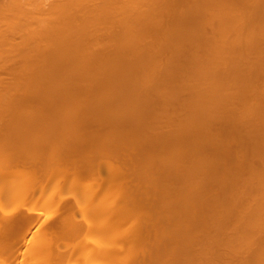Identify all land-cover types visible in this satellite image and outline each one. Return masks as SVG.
<instances>
[{
    "label": "bare ground",
    "instance_id": "1",
    "mask_svg": "<svg viewBox=\"0 0 264 264\" xmlns=\"http://www.w3.org/2000/svg\"><path fill=\"white\" fill-rule=\"evenodd\" d=\"M1 72V121L39 127L8 136L73 141L0 149V264H264V0H0ZM221 123L248 154L208 143Z\"/></svg>",
    "mask_w": 264,
    "mask_h": 264
},
{
    "label": "rangeland",
    "instance_id": "2",
    "mask_svg": "<svg viewBox=\"0 0 264 264\" xmlns=\"http://www.w3.org/2000/svg\"><path fill=\"white\" fill-rule=\"evenodd\" d=\"M46 1L49 2V1H51V0H46ZM166 55H167V54H166ZM166 55H165V56H166ZM168 56H169V54H168ZM165 58H166V57H165ZM4 74H5V72H1V73H0V76H3ZM9 79H10V78H9ZM9 79H7V80H8V81H11V80H9ZM4 80H5V79H4ZM14 82H15V81H14ZM14 82H13V84H14ZM16 82H17V83H16L17 86H16V87H12L13 90H14L15 88H17L18 85L20 84V83L18 84L19 81H16ZM32 83H34V82H32ZM4 84H5V83H4ZM6 84H8V83H6ZM6 84H5V86H6ZM13 84H11V82H10V85H13ZM30 84H31V83H30ZM2 85H3V84H1L0 87H1ZM19 86H24V85H19ZM29 86H30V85H29ZM9 87H10V86H9ZM32 87H33V86L31 85V88H32ZM4 88H5V87H4ZM6 88H8V86H7ZM18 88H20V87H18ZM18 88H17V90H18ZM27 88H28V86H27ZM33 88H34V87H33ZM1 89H2V87L0 88V90H1ZM20 89H21V88H20ZM29 89H30V87H29ZM34 89H35V88H34ZM34 89H31V90H34ZM6 90H7V89H6ZM8 90L10 91V89H8ZM8 90L5 91V92H6V95L8 94V93H7ZM13 90H12V92H13ZM3 91H4V90L2 89V92H3ZM29 91H30V90H29ZM34 91H35V90H34ZM34 91H33V93H35V92L37 91V89H36L35 92H34ZM5 92H4V93H5ZM16 93H17V92H16ZM0 94H1V92H0ZM9 94H10V93H9ZM12 95H13V94H12ZM17 95H19V94H17ZM17 95H14V96H13V99H15V98L17 97ZM8 96H9V95H7V97H8ZM183 96L185 97V95H183ZM183 96H182V97H183ZM186 96H187V95H186ZM7 97H5V98H7ZM14 97H15V98H14ZM8 98H9V97H8ZM8 98H7V99H8ZM17 98H18V97H17ZM17 98H16V99H17ZM15 101H16V100H15ZM35 105H37V104H35ZM174 106H175V105H174ZM174 106H173V107H174ZM29 107L32 108V106H29ZM173 107H172V108H173ZM175 108H177V107H175ZM177 109H180V108H177ZM171 110H172V109H171ZM173 110H175V109H173ZM177 111H178V110H177ZM172 112H176V111H172ZM177 113L179 114V112H177ZM173 114H174V113H173ZM175 114H176V113H175ZM175 116H176V115H175ZM177 116H179V115H177ZM4 117H6V116H4ZM1 118H2V117L0 116V149H1V148H2V149H3V148L6 149V147H11V148H12V147H14V146H16V147L18 146V148L21 146L22 148H24V146H33V147L35 146V147H36V146L38 145V148H39V146H43V147H45V148H46L47 146H54V147L56 148V147L65 146V145H67V146H71V145H72L71 142L73 141V139L71 140L70 137H63V136H56V137H52V136H51V137H50V136H48L47 134L45 135V134H42V133H41V134H35V135H33V136L30 135L31 137L25 136L26 133H27V135H29L28 132H26V133L24 132V134H25L24 136L27 137V138H24L23 140L21 139L20 134H19V137H20V139H21V142H17V141H18V137H17V139H14V138L12 139L10 136H8V135L10 134L9 132H11V131L15 128V126H35V128L38 129L39 127L37 128V123L30 124V125H28V124H14V123H8V122H7L8 120H4L5 118H3L4 121H1V120H2ZM6 118H7V117H6ZM174 118H176V117H174ZM178 118H179V117H177L176 119L178 120ZM162 120L164 121L165 119H162ZM166 121H167V120H166ZM171 121H172V120H171ZM164 122H165V121H164ZM167 122H168V121H167ZM172 122H173V121H172ZM217 122H218V121H217ZM165 123H166V122H165ZM165 123H164L165 127H164V125H163V128H165V129H164V132H165L166 135H167L168 133L171 132V130L169 129L168 124H165ZM170 123H171V122H170ZM175 123H176V121H175ZM219 123H220V122H219ZM74 124H75V123H74ZM171 124H172V123H171ZM216 124H217V123H216ZM225 124H226V123H225ZM228 124H229V123H228ZM11 125H12V128H13V126H14L13 129H11V128H8V129H7V128H6V127L11 126ZM60 125H61V124H60ZM217 125H218V124H217ZM217 125H216V126H217ZM219 125H220V124H219ZM53 126H54V127H53ZM173 126H174V125H172V127H173ZM214 126H215V125H214ZM214 126H213V129H214ZM221 126H224V127H220V128H219V131H218V128H217V129L215 128L216 131H218V132L215 133L217 138H215L214 140L208 138V141H209V142H208V141H206V142H208L209 144H211V143L215 144V142H217L218 139H221V140H222V141L220 140V141H221V144H220V143H219V144L216 143L217 146L224 144L225 141H224L223 139H226V137H228L229 134H230V135L233 134L234 129H233V128L231 129V131L233 130L232 133H228L227 130L230 132V128H229V127H230V126L232 127V125L230 124V126L227 125V127H226V125H223V123H221ZM228 126H229V127H228ZM237 126H238V125H237ZM45 127H46V125H45ZM47 127H48V125H47ZM51 127H52V128H55V125H52ZM94 127H95V126H94ZM96 127H97V126H96ZM238 127H239V126H238ZM238 127H234V128H235V129H236V128L238 129ZM240 127H241V126H240ZM18 128H19V127H18ZM35 128H34V129H35ZM40 128L42 129V127H40ZM43 128H44V126H43ZM49 128H50V127H49ZM170 128H171V127H170ZM173 128H174V127H173ZM9 129H11V131H9ZM16 129H17V128H16ZM32 129H33V127H32ZM36 129H35V130H36ZM41 129H40V130H41ZM56 129H58V128H56ZM98 129H99V128H98ZM19 130H20V129H19ZM19 130H18V132H19ZM21 130H22V129H21ZM26 130H27V129H26ZM28 130H29V129H28ZM89 130H91L90 127H89ZM96 130H97V129H96ZM96 130L93 129L94 132H95ZM211 130H212V129H211ZM241 130H243V129H241ZM241 130H240V131H241ZM8 131H9V132H8ZM14 131H15V130H14ZM23 131H25V130L23 129ZM23 131H22V132H23ZM29 131H31V130H29ZM36 131H37V130H36ZM36 131H34V133H35ZM209 131H210V130H209ZM212 131H213V130H212ZM22 132H21V133H22ZM80 132H81V131H80ZM242 132H244V131H242ZM7 133H9V134H7ZM13 133H15V132H13ZM13 133H12V134H13ZM19 133H20V132H19ZM36 133H37V132H36ZM83 133H84V132H83ZM90 133H91V132H90ZM210 133H211V132H210ZM210 133L208 132L207 134H210ZM212 133H214V131H213ZM240 133H241V132H239L238 130H236V132L234 133V134H236V135H233V136L231 135L230 137H232V138H230V141L228 140L229 142H228L227 139H226V141L228 142V144H227L226 147H228V149L231 151V153H230V152H229V153L232 154L233 156H234V154H235V156H236L237 154H241V155L243 156V154H244V155H245V153L248 154V153L251 151V150H250L251 146H249L250 148L246 146V147L248 148V149L246 148V152H244V151H240V150H242V149H245V142H246V140L248 139V138L245 139V137H244L245 135L243 136V135L240 134ZM15 134H16V133H15ZM22 134H23V133H22ZM22 134H21V135H22ZM32 134H33V132H32ZM84 134H86V133H84ZM207 134H206V135H207ZM243 134H244V133H243ZM245 134H246V133H245ZM57 135H59V134H57ZM78 135L81 136V133L78 134ZM78 135L76 134L75 136H78ZM89 135L91 136V134H89ZM89 135H88V136H89ZM17 136H18V133H17ZM24 136H23V137H24ZM53 136H54V135H53ZM73 136H74V135H73ZM143 136H144V137H148L149 134H145V135H143ZM195 136H196V135H195ZM198 136H199V135H198ZM211 136H212V134H211ZM15 137H16V136H15ZM81 137H82V136H81ZM86 137H87V134H86ZM86 137H85V138H86ZM205 137H206V136H204V138H205ZM207 137H210V135H208ZM73 138H74V137H73ZM194 138H195V137H194ZM196 138H197V137H196ZM204 138H203V139H204ZM212 138H213V137H212ZM74 139H75V138H74ZM142 139H143V138H142ZM145 139H147V138H145ZM145 139H144V140H145ZM148 139H149V138H148ZM203 139H201L200 142L204 144ZM228 139H229V137H228ZM70 140H71V142H70ZM80 140H83V139L81 138ZM204 140H205V139H204ZM206 140H207V139H206ZM149 141H150V140H149ZM222 142H223V143H222ZM227 142H225V143H227ZM184 143H185V142H184ZM184 143H182V144H184ZM198 143H199V142H198ZM246 143H247V142H246ZM185 144H186V143H185ZM185 144H184V145H185ZM184 145H182V148H183ZM198 145H199V144H198ZM200 145H201V144H200ZM205 145H206V144H205ZM208 146H210V145H206V147H204V146H203V147L206 148V150H209L210 148H213V147H209V149H208V148H207ZM214 146H215V145H214ZM222 146H223V145H222ZM16 147H15V148H16ZM54 147H53V148H54ZM25 148H26V147H25ZM36 148H37V147H36ZM41 148H42V147H41ZM53 148H52V149H53ZM197 148H198V152L201 151V147H200V148L197 147ZM215 148H216V146H215ZM222 148H223V147H222ZM258 148H259V147H258ZM258 148H257V149H258ZM5 149H3V150H5ZM19 149H20V148H19ZM19 149H15V150H19ZM48 149H49V148H48ZM52 149H51V150H52ZM218 149H219V148H217V150H218ZM228 149L224 147V149H223V150H224V153L222 152V154H223L224 157H226V156L228 155V154L225 155V154L229 151ZM44 150H45V149H44ZM49 150H50V149H49ZM202 150H203V148H202ZM211 150H212V149L209 150V151H210V152H209L210 155H212ZM213 150H214V149H213ZM225 150H226V151H225ZM13 151H14V150L12 149V152H13ZM34 151H35V150H34ZM204 151H205V149H204ZM220 151H222V150L220 149ZM220 151H218V152H220ZM10 152H11V151H10ZM14 152H15V151H14ZM35 152H36V151H35ZM201 152H202V151H201ZM201 152H200V153H201ZM212 152H213V151H212ZM214 152H215V153H213V156H210V155L207 153V151H206V154H208L210 157L207 156V155H206L207 157L203 156V163H204V164H207V165H209V166L212 165L213 167H211V168H214V171H215L216 168H215V165H214V164H217V163H215V161H216V160H219V158H220V156H221L222 154H221V152H220V153L218 154L219 157H217L216 153H218V152H216V151H214ZM225 152H226V153H225ZM241 152H243V153H241ZM204 154H205V152H204ZM204 154H203V155H204ZM214 154H215L216 156H214ZM220 154H221V155H220ZM195 155H196V154H195ZM201 155H202V154H201ZM232 155H230V156H232ZM241 155H240V156H241ZM198 156H199V155H197V157H198ZM223 156H222V157H223ZM240 156L237 155V157H240ZM197 157H196V158H197ZM204 157H205V158H204ZM222 157H221V158H222ZM227 157H228V160H229V158H230V159H233V157H232V158L229 157V156H227ZM217 158H218V159H217ZM221 158H220V160H221ZM234 158H236V157H234ZM240 158H241V157H240ZM240 158L238 159L239 161L235 159L234 161H232V163L230 162L231 164L228 163V165H231L232 167L235 166L234 168L238 169V171H239V169H240V172H241V173H240V174L237 173V174H239L240 177H239V175H238V177L242 179V178L248 176V173H249L248 170H249V169L247 170V168H245V164H246L248 161L250 162L251 160H250V158H249V160L247 159L248 161L244 163V162H242L243 160H241ZM242 158H243V157H242ZM246 158H247V157H246ZM201 159H202V158H201ZM222 159H223V158H222ZM243 159H245V158H243ZM256 159H257V158H256ZM194 160H195V159H194ZM199 160H200V156H199ZM220 160H219V162H220ZM224 160H225V159H224ZM221 161H222V160H221ZM229 161H231V160H229ZM245 161H246V159H245ZM259 161H260V160H254L253 163H251V164L255 167V169H256V168L258 169V168L261 166V163L263 162V161H260V162H259ZM187 162H188V161H187ZM195 162H197V161H195ZM201 162H202V160H201L199 163L201 164ZM213 162H214V164H213ZM222 162H228V161H227V159H226V161H222ZM249 162H248V164H250ZM183 163H186V162H183ZM183 163H181V164L183 165ZM197 163H198V162H197ZM226 164H227V163H226ZM251 164H250V165H251ZM185 165H189V162H188V164H185ZM223 165H224V164H223ZM228 165L226 166V168H225V165H224V169H226L227 171L229 170V169H227ZM209 166H208V167L206 166V167H207V168H210ZM246 166H247V165H246ZM248 166H249V165H248ZM248 166H247V167H248ZM14 167H15V166H14ZM14 167H12V168L10 167L11 169H9L8 171H9V172H14V171L20 169V168H16V167L14 168ZM183 167H184V166H183ZM185 167H189V168H190V166H185ZM2 168H3V167H2ZM181 168H182V167H181ZM211 168H210V170H211ZM234 168H233V170H234ZM249 168H253V167H250V166H249ZM0 169H1V167H0ZM183 169H184V168H183ZM183 169H182V170H183ZM186 169H188V168H186ZM230 169H231V168H230ZM3 170L6 171V168H4ZM208 170H209V169H208ZM212 170H213V169H212ZM212 170H211V172L209 171V174H208V176H207V179H208V178H210V179L212 178L211 176L214 174V171H212ZM216 170H218V169H216ZM226 170H225V171H226ZM234 171L238 172L237 170H234ZM0 172H1V171H0ZM3 172H4V171H3ZM216 172H217V171H216ZM216 172H215V173H216ZM236 172H235V174H236ZM247 172H248V173H247ZM217 173H218V172H217ZM224 173H225V172H224ZM229 173H230V170H229ZM229 173L226 172L225 174H229ZM232 173H233V171H232ZM232 173H230V177H232L233 179H234V177H235V179H236V176H237V175L235 176V174L233 175ZM206 174H207V173H205V177H206ZM215 176L217 177V174H215ZM232 178H231V179H232ZM207 179H206V180H207ZM229 179H230V178H229ZM231 179H230V180H231ZM208 180H209V179H208ZM237 180L240 181V179H237ZM243 180H246V179H243ZM243 180H242V181H243ZM203 181H204V179H203ZM227 181H229V180H227ZM233 181H235V180H233ZM85 182H86V181H85ZM206 182H208V181H206ZM231 182H232V180H231L229 183H231ZM71 183H72V182H70L69 180H65L64 182H62L61 187H62L64 190H66V191L69 189V191L71 192V189H73V187H72L73 184H71ZM86 184H87V182H86ZM205 184H206V183H205ZM226 184H227V183H226ZM216 187H217V186H216ZM214 188H215V187H213V190H214ZM217 188H218V187H217ZM218 189H219V188H218ZM215 190H217V189H215ZM215 190H214V191H215ZM214 191H213V192H214ZM215 192H216V191H215ZM242 192H243V191H242L241 188H240V191H239L240 195H242ZM211 193H212V192H211ZM239 193H238V194H239ZM229 194H230V193H229ZM227 195H228V194H227ZM241 197H242V196H241ZM241 197H240V198H241ZM226 198H227V197H226ZM238 198H239V197H238ZM243 198H245V197L243 196ZM199 199H200V198H199ZM240 200H241V199H240ZM200 201H202V200H200ZM203 201H205V200L203 199ZM200 204H201V203H200ZM203 204H204V203L202 202V205H203ZM207 204H208V203H207ZM126 207H127V206H126ZM129 207H130V208L127 207L128 210L131 209V206H129ZM12 208H14V205L12 206ZM51 208H52V207H51ZM124 208H125V206H124ZM219 208H220V207H219ZM52 209H54V208H52ZM125 210H126V209H125ZM215 210H219L218 207H216ZM49 212H50V211H49ZM127 212H128V214H127ZM127 212H125V213H126L127 215H129V216H125V214L123 213V211H122V216H123V215L125 216V217H124V216H123V217L126 218V222H127L126 224L128 225V223L130 222L129 219H131V218H130V217H131V210H130V211H127ZM129 212H130V213H129ZM145 213H146V209L143 207V208H142V209L136 214V215H139V216H137V218H134V219L138 220V221L141 222V223L146 222V216H145ZM213 213H214V212H213ZM215 213L217 214V212H215ZM218 214H220V212H219ZM78 217H79V214H78ZM138 217H139V218H138ZM121 218H122V217H121ZM171 218H172V217H171ZM211 227H212V228H211ZM211 227H210V228H211V231H209L210 228H209V230H208V229H207V230L204 229V231H200V232H198V233H196V232H197V231H196L195 233H196V235H197V238H198V236L201 237V232H203V233H204V232H207V233L209 234V237H210V236H211V237H214L215 233H214V230H213V226H211ZM124 228H125V230H126V232H127V228H126V227H124ZM227 229H229V228H227ZM227 229H225L226 232L223 231L224 233L222 232V234H224L225 237H227L228 239H230V238L232 239V236H231V237H228V236L232 235L235 231L237 232V230H236V229H235V231L233 230L234 232L232 233L230 230L227 231ZM231 229H234V228H231ZM31 232H33V233L35 234V236L37 237V226L32 227ZM126 232H124V234H125ZM215 232H216V231H215ZM239 233H240V232H239ZM259 233H260V232H259ZM263 233H264V232H263ZM204 234H205V233H204ZM204 234H203V235H204ZM234 234H236V233H234ZM237 235H238V234H237ZM257 235H259V234H257ZM119 236H121V235H118L116 238H121V237H122V236H121V237H119ZM204 236L207 237V235H204ZM262 236H263V235H259V237H258V236H257V237L263 239ZM192 237H193V236H192ZM222 237H223V235H222ZM233 237H234V236H233ZM255 237H256V236H255ZM123 238H124V237H123ZM194 238H195V237H193L192 239H194ZM197 238H196V239H197ZM223 238H224V237H223ZM258 238H257V239H258ZM113 239H115V238H113ZM257 241H259V239H258ZM200 244H201V243L199 242V244L195 245L196 248L194 247L195 250H196V252H198V253H201V249H202V250L204 249V248H202V246H201V248L199 247ZM254 245H255V244H254ZM256 245H257V244H256ZM256 245H255V246H256ZM197 246H198V247H197ZM224 248H225V247H221L222 252H224V250H223ZM228 248H229V247H228ZM244 248H245V247H244ZM244 248H243V250L240 249V251L238 252V253L243 252V253H242V256L245 254V252H244ZM216 249H217V248H216ZM216 249L214 250V253H216ZM218 249H219V248H218ZM218 249H217V250H218ZM125 250H127V248H124V249L121 250V256H120L121 262L127 257V252H126ZM225 250H226V248H225ZM227 250H228V252H229V249H227ZM219 252H220V250H218V255L221 253V252H220V253H219ZM249 252H250V249H249ZM249 252H248V253H249ZM226 253H227V252H224V256L226 255ZM229 253H231V252H229ZM229 253H227V256H228ZM246 253H247V252H246ZM210 254H211V253H210ZM212 255H213V254H212ZM215 255H217V253H216ZM215 255H214V256H215ZM218 255H217V256H218ZM220 255H221V254H220ZM231 255H233V254L231 253ZM236 255H237V254H235V257H236ZM224 256L221 255V257H220V256H218V257H220V258H224ZM229 256H230V255H229ZM229 256H228V257H229ZM238 256H239V255H238ZM242 256H241V254H240V256L238 257V258L240 259V261H241V257H242ZM218 257H217V259H216V263H217V261L219 262V260H218L219 258H218ZM228 257H227V258L225 257L224 260H225V261H226V259L228 260V259H229ZM232 257H234V256H232ZM235 257H234V258H235ZM244 257L246 258L245 255H244ZM247 257H248V255H247ZM230 258H231V257H230ZM236 258H237V257H236ZM236 258H235V259H236ZM238 258H237V259H238ZM115 259H116V258L113 257V259H110L109 261H105V262H106L107 264H114V263H115ZM237 259H236V260H237ZM231 260H232V259H231ZM231 260L229 259V261H231ZM242 260L245 261L246 259L243 258ZM232 261H233L234 264H236V263H238L239 260H238V261H235V260L233 259ZM234 261H235L236 263H235ZM244 261H243V262H244ZM246 261H247V260H246ZM121 262H119V261L116 259V263H115V264H121ZM241 262H242V261H241ZM243 262H242V263H243ZM220 263H221V262H220ZM222 263H224V261H223ZM225 263H226V262H225ZM229 263H230V262H229ZM231 263H232V262H231ZM233 263H232V264H233ZM242 263L239 262V264H242ZM245 263H246V262H245ZM202 264H208V263H202ZM218 264H219V263H218ZM226 264H227V263H226ZM243 264H244V263H243Z\"/></svg>",
    "mask_w": 264,
    "mask_h": 264
}]
</instances>
